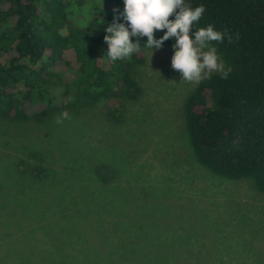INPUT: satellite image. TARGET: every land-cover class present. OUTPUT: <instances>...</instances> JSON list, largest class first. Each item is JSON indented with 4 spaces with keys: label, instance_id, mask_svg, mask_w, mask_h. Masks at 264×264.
I'll return each mask as SVG.
<instances>
[{
    "label": "rangeland",
    "instance_id": "obj_1",
    "mask_svg": "<svg viewBox=\"0 0 264 264\" xmlns=\"http://www.w3.org/2000/svg\"><path fill=\"white\" fill-rule=\"evenodd\" d=\"M114 9L83 0L75 14L105 29ZM151 51L117 124L104 102L62 125L0 122V264H264V195L195 161L182 106L196 85L171 67L172 46ZM100 165L113 182L96 185ZM36 167L51 171L19 173Z\"/></svg>",
    "mask_w": 264,
    "mask_h": 264
},
{
    "label": "trees",
    "instance_id": "obj_2",
    "mask_svg": "<svg viewBox=\"0 0 264 264\" xmlns=\"http://www.w3.org/2000/svg\"><path fill=\"white\" fill-rule=\"evenodd\" d=\"M69 1L0 0V122L22 126L65 111L77 115L104 102L106 119L117 124L125 104L138 100L142 90L135 75L145 54L108 59L105 29L81 24L75 9L82 8L83 0L75 9ZM111 1L114 16L123 13L124 0ZM186 2L206 9L195 28L211 24L233 39L213 44L231 72L226 78L214 73L183 102L186 142L195 161L212 175L243 180L264 195V0ZM117 22L128 25L122 16ZM165 31L154 30L155 38ZM146 40L138 42L144 46ZM174 43V38L166 40L161 48ZM15 165L17 170L21 166ZM33 171L19 173L37 179L51 169ZM90 171L98 186L115 179L106 165Z\"/></svg>",
    "mask_w": 264,
    "mask_h": 264
},
{
    "label": "clouds",
    "instance_id": "obj_3",
    "mask_svg": "<svg viewBox=\"0 0 264 264\" xmlns=\"http://www.w3.org/2000/svg\"><path fill=\"white\" fill-rule=\"evenodd\" d=\"M205 11L203 5L193 8L186 0H124L123 13L114 16L113 22L105 28L106 57L113 62L131 58L141 50L140 37H147L143 47L151 49L152 55L154 49L159 50L166 40L174 38L171 67L179 71L181 80L199 85L214 73L226 78L231 68L226 69L213 44L223 43L225 39L232 43L233 39L227 30H215L211 24L195 28ZM114 12L117 10L114 9ZM120 16L128 22L127 27L117 22ZM170 16L175 18L170 20ZM164 29V34L156 39L154 30ZM190 34L194 38H190ZM130 37L137 38V42H132ZM236 39H239L238 34ZM71 118L65 111L55 118V122L62 125Z\"/></svg>",
    "mask_w": 264,
    "mask_h": 264
}]
</instances>
